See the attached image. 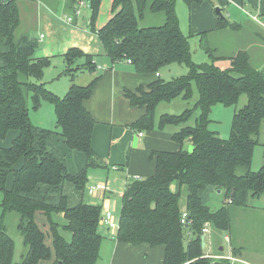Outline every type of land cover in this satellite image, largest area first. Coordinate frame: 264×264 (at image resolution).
<instances>
[{
    "label": "trees",
    "instance_id": "trees-1",
    "mask_svg": "<svg viewBox=\"0 0 264 264\" xmlns=\"http://www.w3.org/2000/svg\"><path fill=\"white\" fill-rule=\"evenodd\" d=\"M19 0H0V141L17 132L10 147H0V192L3 193L0 217V264H16L15 241L9 235L6 219L16 213L20 220L18 232L23 238L26 253L20 264H40L55 259V264H97L103 236L100 226L103 208L86 202L71 207L65 194V184L72 183L81 192L87 191L89 169L103 167L93 149L96 121L85 107L99 81L87 85L75 84L79 73L97 71L91 56L80 49L64 55L67 68L64 75L72 85L64 97L47 89L42 82L51 59L34 58L38 41L28 35L18 37L21 19ZM89 3L90 27L95 31L103 0H68L69 6ZM192 10L210 0H183ZM177 0H114L112 18L96 32L106 54L113 62L123 60L134 65L136 72L155 77L148 86L126 90L124 96L134 108L145 114L132 127L150 132L168 126L181 127L172 140L181 147L178 151H153L155 173L144 180L135 179L122 199L117 241L133 247L150 245L164 247L163 264H230L204 258L203 229L210 223L218 231L229 232L233 227V212L249 207L252 199L264 196V163L260 171H252L255 147L260 143L264 124V69L255 67L250 53L239 50L223 58L228 68L216 62L215 50L209 47L208 32L202 33V46L211 61L197 65L187 36L182 32L176 11ZM147 13L163 14L161 26L141 28L140 20ZM241 25L217 17L214 31H239ZM83 60V61H82ZM186 64V75L163 81L162 68ZM193 83L199 90L196 108L180 115L164 114L158 125L157 107L178 98H193ZM246 95V106L233 118L229 139H222L209 129L212 108L218 104L235 106ZM42 103L54 106L57 130L36 126L29 113ZM196 109V126L188 125ZM62 137L67 146L87 157L86 168L77 174L68 170V162L55 146ZM185 143L192 150H184ZM264 150V138L262 142ZM12 180L11 186H9ZM186 190L185 209L181 196ZM225 195L222 207L213 210L209 194ZM187 211L191 225L182 224ZM45 218L43 225L38 216ZM63 215V217H60ZM64 233L70 234L67 239ZM185 236L188 239L185 244ZM51 242V243H49ZM238 250H233L238 256Z\"/></svg>",
    "mask_w": 264,
    "mask_h": 264
},
{
    "label": "crops",
    "instance_id": "crops-1",
    "mask_svg": "<svg viewBox=\"0 0 264 264\" xmlns=\"http://www.w3.org/2000/svg\"><path fill=\"white\" fill-rule=\"evenodd\" d=\"M18 6L21 19L20 27H22L23 14L26 17L30 15L33 17L34 25L40 32L38 39L32 37L30 30L25 31L22 29L21 35H28L36 39L39 45L44 43L41 45V49L38 48L35 52L34 58L57 57L63 59L62 66L59 69L60 78L63 80L49 87L57 96L64 97L72 85L70 77L64 75V71L67 68L64 55L71 49H80L85 55L91 56L97 66V71L94 73L87 71L79 73L74 83L79 86H87L95 78H99L92 97L85 102V107L96 121L92 145L96 154L101 158L103 167L89 169V172L94 170V174L91 180L89 179L90 183L88 181L87 184V188L90 187L87 191L88 195L86 192L83 193L77 190L69 182L65 184V194L69 198L71 207L86 202L91 205L101 206L103 214L110 211L117 219L114 211H116L118 203L113 197H117L120 194L123 196L126 187L135 179L144 180L155 173L156 161L151 159L153 151L173 152L181 149L172 140V136L181 127L168 126L164 130L156 128L150 132H139L132 127V124L145 114V109L132 107L124 96V92L126 90L133 91L139 86L146 87L155 77L138 74L134 65L127 60L113 62L106 54L98 35L90 29V16L83 14L78 5L71 8L68 0H25L24 2L19 0ZM193 6L194 8L197 6V9H200V12L203 13L210 12L209 7H212L214 11L220 9L223 16L232 23L240 25L251 23L255 25L254 33L264 43V0H210V2L202 5ZM89 8L86 9L90 10ZM218 16L220 15L215 13V19H213L210 12L209 19L207 18L206 20L205 17L203 22L199 23V26H205L206 30L202 31L198 28L197 32L201 34L208 32L210 35L213 32H220L214 31ZM244 16L252 17L251 20H248V17ZM240 28L242 29V27ZM1 83L3 87V77L0 74V88ZM180 99L183 98H178L169 103H161L157 107L156 113L159 112L158 118L155 116L157 125L162 115L171 114L170 112L176 113L174 109L183 106ZM162 107L163 110L161 111ZM186 109V106H183L182 110ZM47 111H49L51 125H46L44 114L35 116L36 119L30 117L32 122L42 128L57 130V126L55 127V120L57 123L56 115L53 114L52 108ZM34 120L37 121L35 122ZM12 135L9 140L11 143L17 136L16 134ZM55 146L66 156L68 170L71 174H77L86 168V155L82 152L71 150L62 137L57 136L55 138ZM191 148H193L192 145ZM102 183L107 184L109 187L111 185L113 188H108L106 191H97L94 195L89 193L92 187ZM11 184L12 180L9 186ZM122 185L123 187L120 188ZM118 190L122 192L119 193ZM104 208L107 209L106 212H104ZM249 208L252 207L237 209L233 214L245 213ZM253 213H255V223H257L254 227L252 225L250 228L249 224H247V226L239 228L236 225L240 224L233 221V227L229 232L222 231L224 242L228 244L229 251H226V247L222 243L219 244V251L221 254L227 255L233 253V250L237 248V257L239 259L251 264H264V209H256ZM60 217H63V215H60ZM37 221L41 225L46 222L45 218L40 215L37 217ZM210 227H212L211 224ZM100 233L103 236V241L100 249V259L97 264L164 263V247H151L150 245L133 247L120 243L117 241L118 231L110 229L105 224H101ZM64 234L67 239H70L69 233ZM208 238L209 235L206 239V249H208L210 243H214L213 238L210 241ZM55 262L52 257V259L43 261L40 264H55Z\"/></svg>",
    "mask_w": 264,
    "mask_h": 264
},
{
    "label": "rangeland",
    "instance_id": "rangeland-1",
    "mask_svg": "<svg viewBox=\"0 0 264 264\" xmlns=\"http://www.w3.org/2000/svg\"><path fill=\"white\" fill-rule=\"evenodd\" d=\"M25 0H21V2H24ZM113 4L114 0H103L101 9L99 12V16L95 22V31L97 32L100 30L104 23L108 21L110 17L113 16ZM83 7V8H82ZM89 8L90 5L87 3L85 6H78L80 10H82L83 14H86V16L91 17V9L87 10L86 8ZM218 7V6H217ZM209 10L211 12V16L213 19H215V13L214 9L212 7H209ZM176 11L179 18L180 27L182 29V32L187 36L189 41V46L192 53V60L197 65H202L204 63L210 62L211 58L209 54L207 53L206 49L202 46V35L200 32H197V29L200 28L202 31L206 30L205 26H199L200 22H203V18L206 17L209 19V13L210 12H200V9H197V6L194 8L192 7V10L188 6V4L183 0H177L176 4ZM215 12V13H214ZM245 12V10H244ZM248 17V20H251L252 16H244ZM194 18V19H193ZM202 20V21H201ZM165 22V16L163 14H153V13H147L144 19L140 20L139 25L141 28L146 27H153V26H161ZM21 25V24H20ZM103 25V26H102ZM244 25V26H243ZM241 25L242 29L239 32H235L233 30H224L220 32H213L211 35L208 36V45L211 49H214V55L216 58L221 57L222 59L218 60L216 62L217 65H219L221 68H228L229 63L226 62L223 58L233 56L236 54L239 50H246L250 53L252 57V61L255 64V67H258L259 69H264V43L261 42L259 37L255 35V25L251 23L243 24ZM22 29L25 31L30 30V33H32V37H35L38 39L39 31L37 30L36 26L34 25L33 17L28 15L26 17L25 14H23V22L22 27L19 28L17 35L18 37L23 36L21 35ZM91 29V28H90ZM93 31V30H92ZM94 32V33H96ZM31 37V38H32ZM44 44V43H42ZM38 46L39 49H41V45ZM38 50V49H37ZM51 59V65L48 67L45 71V80L43 78L42 82L45 84L48 90L49 87L54 86L57 83H60L63 79L60 78L59 69L62 66L63 59L61 58H53L48 57ZM188 72L187 65L184 64H173L170 66H166L161 69L159 72V75L163 81H171L173 79H177L179 77H182L186 75ZM2 80V78H1ZM2 88V83H1ZM0 88V89H1ZM51 91V90H50ZM53 92V91H51ZM54 93V92H53ZM56 94V93H55ZM57 95V94H56ZM199 100V90L196 83H193V98L190 101H184L183 99H180V102L183 104V106H186L187 109H194ZM248 102L247 96L243 95L241 96L239 102L235 106H224L222 104H218L212 108L211 114H210V123H209V129L219 135L222 139H229L231 136L232 131V122L234 115L243 109ZM50 106V107H49ZM183 106L177 107L174 110L175 112H170L171 115H180L186 110H182ZM49 108H52V112L54 115H56L54 106L48 102H43L42 106L39 109H34L32 107V100L29 99V113L30 117H33V119H36L35 116H40V114L45 115V123L46 125H51V119L49 118V111H47ZM163 110V107L161 108V111ZM199 109H196V112L193 116V118L188 122V125L194 127L196 126V122L199 116ZM156 116L158 118L159 112L156 113ZM35 122L37 120H34ZM57 126L56 120H55V127ZM53 130L50 128H44ZM12 134H16L17 132H11L8 137L0 141V147L1 148H8L11 146L10 136ZM13 136V135H12ZM264 138V124L261 131L260 136V143L255 147L254 151V157H253V163H252V171L258 172L263 166L264 163V150L262 146ZM8 142V144H7ZM10 143V144H9ZM191 145L189 143H185L184 150L190 151ZM91 173V175H90ZM94 174V170L89 172V179L91 180L92 175ZM90 183V181H89ZM106 183V182H105ZM104 183V184H105ZM68 184V183H67ZM103 184V183H102ZM107 188L112 189L113 187L110 185V187L105 184ZM71 186V184H69ZM120 186V188H122ZM90 187L87 188V191ZM118 189V188H115ZM76 190V189H75ZM86 191V194L88 195ZM119 191V190H118ZM122 191H119L121 193ZM98 195V194H97ZM96 195V196H97ZM90 197V196H88ZM114 200L118 203V206L116 208V215L117 219L116 221L120 223V216L122 212V199L123 196L120 194L117 197H113ZM209 201L207 202L208 205L213 209L217 210L220 207L223 206L225 202V195L220 194L219 192H214L209 194ZM2 201H3V193L0 192V217L3 214L2 209ZM181 205L183 206V209H185L186 205V190L183 191V195L181 196ZM249 208L248 211L242 214L234 213L233 214V221L235 223H239L240 225H236L239 228L243 226H247L249 224V227L253 225V227L257 224L255 223V211L256 209H264V196L262 199H252L249 201ZM112 210V208H110ZM107 209L104 208V212H106ZM20 217L16 213L9 214L6 219V225L8 229L9 235L14 239L15 241V263L20 264L22 261V256L26 253V248L23 243V238L18 232L17 226L19 223ZM242 223V224H241ZM209 238L210 241L212 238L214 240V243L208 246V249H206L207 254H214L213 257L219 256L221 253L219 251V244H223V246L226 247V251H229L228 244L224 242L223 239V233L219 232L213 227L209 228ZM188 239L185 236V244L187 243ZM225 253V252H222ZM224 255V254H223Z\"/></svg>",
    "mask_w": 264,
    "mask_h": 264
},
{
    "label": "built area",
    "instance_id": "built-area-1",
    "mask_svg": "<svg viewBox=\"0 0 264 264\" xmlns=\"http://www.w3.org/2000/svg\"><path fill=\"white\" fill-rule=\"evenodd\" d=\"M85 5H86V3L83 1L80 3V6H85ZM70 20H71V18H70ZM140 136H142V134ZM107 189L108 188L105 184H98V185L92 187L89 190V193L91 195H94L97 191H103V190L106 191ZM191 223H192V221L189 219L188 212L184 211L182 214V224L189 226V225H191ZM102 224L107 225L112 230H116V231L119 230V223L116 221V218L113 216V214L110 211L106 212L104 214ZM209 228H210V223H206L205 227L203 229V232L206 236H208V234L210 232ZM227 240H229V238H227ZM204 258H206L208 260H212L213 262L228 261L230 264H251L249 262H246L244 260L239 259L233 253L227 254V255L220 254L219 256H216L215 258L213 257V255L207 254L206 256H204ZM191 263L192 262H190V264Z\"/></svg>",
    "mask_w": 264,
    "mask_h": 264
},
{
    "label": "water",
    "instance_id": "water-1",
    "mask_svg": "<svg viewBox=\"0 0 264 264\" xmlns=\"http://www.w3.org/2000/svg\"><path fill=\"white\" fill-rule=\"evenodd\" d=\"M216 13L218 14V15H220L222 18H224V16H223V14H222V11L220 10V9H217V11H216ZM220 193V192H219ZM207 236L206 235H204L203 237H202V248L204 249V250H206V248H207ZM59 264H63L62 262H59Z\"/></svg>",
    "mask_w": 264,
    "mask_h": 264
},
{
    "label": "bare ground",
    "instance_id": "bare-ground-1",
    "mask_svg": "<svg viewBox=\"0 0 264 264\" xmlns=\"http://www.w3.org/2000/svg\"><path fill=\"white\" fill-rule=\"evenodd\" d=\"M141 135V134H140Z\"/></svg>",
    "mask_w": 264,
    "mask_h": 264
}]
</instances>
